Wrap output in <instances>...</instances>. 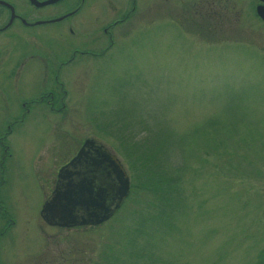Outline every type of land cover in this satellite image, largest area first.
<instances>
[{
  "label": "rangeland",
  "instance_id": "rangeland-1",
  "mask_svg": "<svg viewBox=\"0 0 264 264\" xmlns=\"http://www.w3.org/2000/svg\"><path fill=\"white\" fill-rule=\"evenodd\" d=\"M195 1L149 4L94 67L78 69L82 80L68 79L63 114L18 127L20 213L37 214L84 139L113 153L128 180L123 203L98 225L27 228L38 264H264V27L244 0L215 11ZM208 12L220 15L215 30ZM161 132L171 139L159 152L169 194L181 200L167 221L154 195L135 189L122 141L160 144ZM28 244L22 234L16 250Z\"/></svg>",
  "mask_w": 264,
  "mask_h": 264
},
{
  "label": "flooded vegetation",
  "instance_id": "flooded-vegetation-1",
  "mask_svg": "<svg viewBox=\"0 0 264 264\" xmlns=\"http://www.w3.org/2000/svg\"><path fill=\"white\" fill-rule=\"evenodd\" d=\"M169 2L190 8L196 5L195 0H0V264H27L30 260L38 264L35 256L40 252L31 251L34 235L25 230L48 226L40 208L57 174L56 170L37 214L20 213L15 204L18 169L13 152L18 127L37 114H63L68 79L82 80V69L77 73L78 69L94 67L96 58L112 48L116 36L127 34L124 28L142 17L149 4L159 8ZM227 2L197 1L214 11L222 10ZM241 2L243 12L248 11L258 27H264V19L256 13L258 9L264 14V0ZM84 60L94 63L84 64ZM31 167L34 171V162ZM22 234L29 244L27 251L20 252L15 244Z\"/></svg>",
  "mask_w": 264,
  "mask_h": 264
},
{
  "label": "water",
  "instance_id": "water-1",
  "mask_svg": "<svg viewBox=\"0 0 264 264\" xmlns=\"http://www.w3.org/2000/svg\"><path fill=\"white\" fill-rule=\"evenodd\" d=\"M256 13L264 19L262 10ZM127 194L128 180L119 159L100 142L84 139L58 168L40 215L50 225H98L118 210Z\"/></svg>",
  "mask_w": 264,
  "mask_h": 264
},
{
  "label": "trees",
  "instance_id": "trees-1",
  "mask_svg": "<svg viewBox=\"0 0 264 264\" xmlns=\"http://www.w3.org/2000/svg\"><path fill=\"white\" fill-rule=\"evenodd\" d=\"M206 14L204 17L206 19L203 22H207V20L212 19L211 21V30H215L217 28V23L215 20L220 18L219 14L213 12L211 14ZM201 25H198V30L205 31L208 28H200ZM167 135V134H166ZM168 136V135H167ZM121 137V136H120ZM171 139L166 137L164 132H161L160 144L158 141L152 142V144H140L137 141L128 140L126 138L122 139L124 143V152L125 158L128 163L129 168L134 173L136 179L135 189H140L147 193H152L160 204H156L159 209V213L157 216L158 219L162 221H167L165 217L169 215L172 216L174 212V208L176 205H181V200L177 201V198L173 200V197L169 194L172 190L174 191V183L172 175L161 165V159L159 152L161 148L166 150L167 142H170ZM215 141V138H213ZM220 141V140H217ZM183 202V201H182ZM160 215L163 218H160ZM161 216V217H162ZM142 222V221H141ZM140 222V224H141Z\"/></svg>",
  "mask_w": 264,
  "mask_h": 264
}]
</instances>
